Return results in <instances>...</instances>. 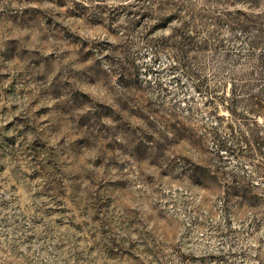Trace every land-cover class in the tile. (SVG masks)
Returning <instances> with one entry per match:
<instances>
[{"label": "rangeland", "instance_id": "obj_1", "mask_svg": "<svg viewBox=\"0 0 264 264\" xmlns=\"http://www.w3.org/2000/svg\"><path fill=\"white\" fill-rule=\"evenodd\" d=\"M0 264H264V0H0Z\"/></svg>", "mask_w": 264, "mask_h": 264}]
</instances>
